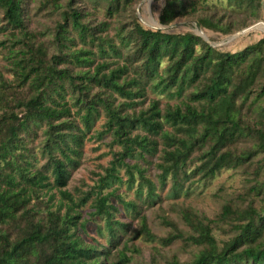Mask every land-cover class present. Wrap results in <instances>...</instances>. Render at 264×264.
I'll use <instances>...</instances> for the list:
<instances>
[{
  "label": "trees",
  "instance_id": "16d2710c",
  "mask_svg": "<svg viewBox=\"0 0 264 264\" xmlns=\"http://www.w3.org/2000/svg\"><path fill=\"white\" fill-rule=\"evenodd\" d=\"M136 1L0 0L10 74L0 70V264H127L132 237L158 239L144 209L159 188L170 181L178 195L230 168L244 175V190L214 217L183 206L186 233L160 215L171 226L164 244L179 238L199 248L168 264H264V34L221 50L193 31L144 25L131 11ZM33 9L59 14L47 38L30 27ZM232 12L165 0L159 21L194 16L203 28L230 34L248 24ZM151 90L178 100L153 97L145 105ZM101 116L97 133L110 138L112 157L95 187L76 196L70 173ZM151 164L157 181L147 173ZM121 168L139 198L126 199L117 185L104 192L123 182ZM90 199L91 217L103 218L96 235L82 213ZM215 227L232 234L220 244Z\"/></svg>",
  "mask_w": 264,
  "mask_h": 264
},
{
  "label": "rangeland",
  "instance_id": "374dc122",
  "mask_svg": "<svg viewBox=\"0 0 264 264\" xmlns=\"http://www.w3.org/2000/svg\"><path fill=\"white\" fill-rule=\"evenodd\" d=\"M165 0H137L131 6V11L134 12L142 23L146 26L162 28L169 32H186L193 31L202 35L213 45L217 46L221 50L236 51L247 44L256 41L264 34V0H260V6L256 7H244L239 8L235 5H230L228 0H197L200 7H209L218 9L220 11L232 12V7L235 11L232 12L233 18L236 20H247V25L240 27L230 34H223L213 31L211 29L203 28L198 23L196 17L185 16L179 17L175 21L169 24H162L159 21V15L164 5ZM37 1H31L30 7L37 5ZM254 8V9H252ZM53 11V10H51ZM59 16L58 12L54 11L51 15L42 14V12H36V9L32 10L30 15V27L37 29L40 34L47 38L55 23V18ZM258 24L253 29H246L252 25ZM246 29V30H245ZM111 33L114 31L111 30ZM5 51L0 48V70H3L7 76L10 74L7 72L8 59L5 58ZM116 59L112 56L111 59ZM7 67V69H5ZM153 97H159L162 104L166 102H175L178 99L175 96H170L164 93H157L148 91V98H146L145 105H148L150 99ZM103 116V115H102ZM102 116L95 121L91 131H89L83 151L79 157V163L71 170L68 189H70L74 195L78 196L85 193L92 187H95L98 179V173L104 172V167L109 164L112 157L110 138L106 135L100 137L98 131L103 129ZM119 146H113L117 149ZM149 175L157 181L158 169L155 165H147ZM120 175L123 176V182H116L112 187L104 189V192L109 191L114 186H119L118 192L123 193L126 199L137 198L136 186H127L126 172L124 168H121ZM245 177L240 170L237 169H223L209 182L195 181L189 188L185 186L180 190L178 195H172L169 192L170 181L159 188L160 197L151 205L144 209V213L148 216V224L154 233L158 236L155 240H145L143 237H132L127 244V251L133 256V259L127 264H144L156 262L160 264H168L174 257H178L180 260L185 261L191 259L195 251H198V247L193 244H187L182 239H176L170 244H164L160 237L168 235L171 226L164 225L161 222L162 214H166L173 219L178 227L188 233L190 228L185 223V220L181 216V208L183 206H191L197 209L201 213H205L207 216L214 217L222 208V204L229 200H237V196L244 190ZM139 198V197H138ZM91 199L82 206V213L86 217H91V212L94 210ZM117 217H125L122 213H118ZM128 221L133 223V226L138 224V219L132 218V216H126ZM98 222L103 223V218H90L89 230L91 234L96 233V225ZM227 228L215 227L213 234L217 238L218 242L222 244L224 240H227L232 233L226 230ZM101 241L104 238L101 237ZM122 246V244H121Z\"/></svg>",
  "mask_w": 264,
  "mask_h": 264
},
{
  "label": "water",
  "instance_id": "95a60500",
  "mask_svg": "<svg viewBox=\"0 0 264 264\" xmlns=\"http://www.w3.org/2000/svg\"><path fill=\"white\" fill-rule=\"evenodd\" d=\"M261 23H264V22H261ZM257 25H258V24L252 25V26H250V27H248V28H246V29H253V28H255ZM246 29H245V30H246Z\"/></svg>",
  "mask_w": 264,
  "mask_h": 264
}]
</instances>
